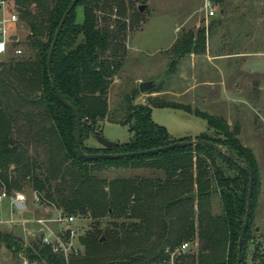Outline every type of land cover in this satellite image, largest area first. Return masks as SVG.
Here are the masks:
<instances>
[{
  "label": "trees",
  "instance_id": "obj_1",
  "mask_svg": "<svg viewBox=\"0 0 264 264\" xmlns=\"http://www.w3.org/2000/svg\"><path fill=\"white\" fill-rule=\"evenodd\" d=\"M8 1L27 33L23 44L16 35L4 54L6 60L0 62V179L7 190L20 189L27 182L39 201L62 214L88 218L78 235L82 249L69 255L68 264H151L166 256L167 247L195 238L197 251L185 254L184 264H237L249 166L251 205L239 263L246 264L257 163L251 148L240 141L236 126L217 114L150 94L146 103L136 102L137 84L125 95L121 111L109 107V83L126 56L124 30L131 25L125 0H77L51 55L55 86L75 106L80 120L81 150L132 152L175 140H193V144L116 158H80L75 152L73 112L57 96L46 65L50 40L71 0ZM79 4L82 15L77 21ZM195 36L192 48L204 42L202 31ZM191 43L192 37L185 36L172 49L182 54L190 51ZM16 47L21 50L15 54ZM155 86L147 92L158 90ZM151 106L191 112L205 119L215 134L202 131L175 138L151 118ZM102 119L127 125L129 139L112 147L86 144L89 135L100 133L97 126ZM21 136L38 142L43 157L29 154ZM105 166L149 167L158 173L98 176L96 171ZM241 181L244 194L239 192ZM213 194L219 196V213L211 212ZM0 245L24 250L28 258L45 264L63 262L40 237L32 248L22 247L19 237L0 230ZM251 264H264V258Z\"/></svg>",
  "mask_w": 264,
  "mask_h": 264
},
{
  "label": "rangeland",
  "instance_id": "obj_2",
  "mask_svg": "<svg viewBox=\"0 0 264 264\" xmlns=\"http://www.w3.org/2000/svg\"><path fill=\"white\" fill-rule=\"evenodd\" d=\"M7 1L0 4V17L16 12ZM204 1L125 0L127 15L131 14V25L124 30L126 56L110 80L107 102L111 110L117 108L121 111L125 95L136 86L133 79L152 70L157 89L168 90L157 97L217 114L231 126H236L240 141L251 148L257 163L258 183L250 222L252 231L244 250V260L246 264H251L264 258V0H209L214 13L208 16L205 14ZM143 3L144 7L139 11L137 5ZM81 13L79 4L76 6L77 21ZM10 26L12 34L17 35V40L23 44L27 33L24 25L16 20ZM199 31L204 36L203 45L192 48ZM185 36L192 37L190 51L180 54L172 47ZM22 46L25 51H29ZM5 60V55L0 54V62ZM179 61L181 77L177 69ZM180 91L182 94L178 93ZM148 93L139 92V95H143L134 101L146 103L144 98ZM151 118L164 125L168 134L175 138L189 134L195 136L202 131L215 134L208 128L205 119L179 107L151 106ZM97 127L100 129L99 134L109 140L123 142L130 137L125 124L102 119ZM84 141L90 146H102L94 136L89 135ZM24 143L29 154L43 157L38 142L25 138ZM157 173L149 167L120 166L100 167L96 171L98 176L104 177ZM21 186L20 189L11 187L7 190L0 179V193L4 190L10 194L23 192L27 203L26 208L19 211L7 198L0 199V230L19 237L22 247L32 248L33 242H37L40 237L34 219L37 216L53 218L58 209L35 201L33 189L27 182ZM239 190L244 194V181L239 183ZM212 197L211 212L219 213V196L213 194ZM87 222L88 218L81 221L84 227ZM51 224L53 228L56 226L55 223ZM186 240L190 245L187 253H195L197 239ZM24 261L45 264L42 259L28 258L24 250L13 251L0 245V264H23Z\"/></svg>",
  "mask_w": 264,
  "mask_h": 264
},
{
  "label": "built area",
  "instance_id": "obj_3",
  "mask_svg": "<svg viewBox=\"0 0 264 264\" xmlns=\"http://www.w3.org/2000/svg\"><path fill=\"white\" fill-rule=\"evenodd\" d=\"M4 2L5 0H0V4ZM203 4L206 16H208V14L212 15L214 13V7L209 3V0H205ZM16 20V12H12L6 17H0V54H5L12 43V40L9 38L12 34L10 31V25L15 23ZM20 50L19 47H16L14 53H19ZM3 198H7L8 202L12 205L13 202L11 200L14 199L19 203H24V208L27 206V203L25 202L26 196L23 192L10 194L4 190L0 193V199ZM33 198L35 201L38 200V195L35 191H33ZM17 210L20 211V209ZM18 220H21V218ZM82 220L83 218L81 216H77L73 213L62 214L60 211H58L53 218L37 216L34 219V222L39 227L41 242L48 245L53 253L55 252L63 257V262L59 264H68L69 255H71V253L77 254L81 251L82 248H80L78 242V235L81 233ZM51 222L55 223L56 226L54 228L52 227ZM189 247L190 245L187 240L181 241L171 249L167 247L165 250L166 256L151 264H184L182 260L184 255L187 254ZM23 264L33 263L24 261Z\"/></svg>",
  "mask_w": 264,
  "mask_h": 264
},
{
  "label": "water",
  "instance_id": "obj_4",
  "mask_svg": "<svg viewBox=\"0 0 264 264\" xmlns=\"http://www.w3.org/2000/svg\"><path fill=\"white\" fill-rule=\"evenodd\" d=\"M77 0H71L68 5L65 7L66 9L64 10L63 12V15L61 16V18L59 19L58 21V25L52 35V38H51V43H50V46H49V49H48V53H47V71L49 73V76H50V81H51V85L53 87V89H55L56 91V94L57 96L59 97V99L62 101L63 104L69 106L73 112V116H74V120H75V152L77 153V155L80 157V158H93V159H96V158H100V157H106V158H116V157H122V156H132V154H148V152H158V151H164V149H167V148H172V147H180V145H187V144H190V143H195V141L193 140H175V141H172V142H169V143H166L164 144L163 146H158V147H149L148 149H142V150H134L132 152H116V153H113V152H98V153H89V152H84L81 150V147H80V139H81V136H80V120L78 118V115H77V112H76V109H75V106L73 104H71L69 101L65 100L60 91L56 88L55 86V81H54V77H53V74L51 73V55H52V52H53V49H54V45L56 43V39H57V36L60 32V29L63 25V21L66 17V15L71 11L72 7L74 6V4L76 3ZM143 4H138V9L141 11L143 9ZM9 38L11 40H15L16 39V35L15 34H11L9 36ZM153 84H154V80L153 79H145V80H140L138 81L137 83V86H138V89H139V92L140 93H146V91L148 89H150L151 87H153ZM92 136L95 137V139L101 143L102 146L104 147H112V146H115L118 141H113V140H109L107 139L106 137H104L103 135L101 134H93ZM248 169V187H247V192H246V204H245V215H244V219H243V223H242V226H241V231H240V234L238 236V244H239V250L237 252V256H236V260H237V264L240 263V242L243 238V235L245 233V230H246V224H247V221H248V218H249V210H250V205H251V191H252V182H253V179H252V171H251V168L248 166L247 167ZM13 202V205L17 208V209H23L25 207V204L24 203H19L17 202L16 200L12 199L11 200ZM258 227H256L257 229Z\"/></svg>",
  "mask_w": 264,
  "mask_h": 264
},
{
  "label": "crops",
  "instance_id": "obj_5",
  "mask_svg": "<svg viewBox=\"0 0 264 264\" xmlns=\"http://www.w3.org/2000/svg\"><path fill=\"white\" fill-rule=\"evenodd\" d=\"M178 66V68L177 69H179V76L181 77V69H180V61L178 62V64H177ZM155 78V75H153L152 74V70H150L149 71V73H145L143 76L142 75H139V76H137V77H135L134 79H133V84H137L138 83V81H140V80H145V79H153L154 80V84H153V86L156 84V80L154 79ZM168 90L167 89H164V88H159L158 90H154V91H151V92H149L148 94H150V95H152V96H159V95H161L162 93H165V92H167ZM179 94H182V91H180V92H178ZM146 94V93H145ZM143 94H141V95H137L135 98H138V97H140L141 98V96H142ZM221 114V113H220ZM189 135H193V134H189ZM172 136V135H171ZM181 136H184V135H181Z\"/></svg>",
  "mask_w": 264,
  "mask_h": 264
}]
</instances>
